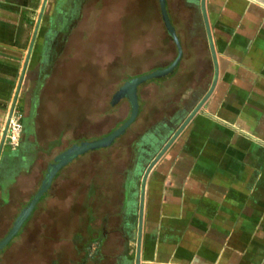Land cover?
I'll return each instance as SVG.
<instances>
[{
  "label": "crops",
  "instance_id": "1",
  "mask_svg": "<svg viewBox=\"0 0 264 264\" xmlns=\"http://www.w3.org/2000/svg\"><path fill=\"white\" fill-rule=\"evenodd\" d=\"M68 5L0 0V241L51 181L54 158L84 136L83 122H65L85 108L77 98L86 93L85 76L78 72H84L90 36L68 21ZM195 15L185 29L172 22L182 46L174 69L138 86V115L117 143L135 137L111 151L125 166L86 174L74 168L89 151L80 154L56 173L36 207L73 194L84 223L90 212L82 208L92 198L100 207L92 220L103 216L102 223L123 230L141 262L264 264V0H200ZM178 56L179 47L158 69ZM93 57L87 62L94 72L99 51ZM108 59L115 89L117 67ZM132 72L120 71V88ZM91 76L99 86L101 73ZM13 110L24 125L17 149L5 137ZM55 180L63 191L53 192ZM56 214H46L54 226L73 215Z\"/></svg>",
  "mask_w": 264,
  "mask_h": 264
},
{
  "label": "rangeland",
  "instance_id": "2",
  "mask_svg": "<svg viewBox=\"0 0 264 264\" xmlns=\"http://www.w3.org/2000/svg\"><path fill=\"white\" fill-rule=\"evenodd\" d=\"M167 1L173 14V20L179 27L181 25L180 28L185 29L183 27L185 23L195 21V10H200V0ZM65 2L69 4L68 12L66 11L68 21L79 25L80 29H85L86 35L90 36L85 46L83 45L85 47L84 72H78L79 76H85L83 83L86 93L77 96V98L82 97L85 108L83 111L72 112L73 115H70L65 122L68 126L73 125L75 121L78 124L83 122L84 136L79 138L82 143L107 136L116 128V125L118 128L123 126L124 120L130 117L132 109L129 98L123 97L116 100L114 96L121 89L119 77L123 70L132 69V79L162 70L164 68H158L168 65L176 58L178 47L173 37L166 31L160 0H65ZM183 32L185 35L189 34L186 30ZM78 34L83 35L84 31L79 30ZM98 51L99 66L95 63L93 72V64L88 63L87 60L90 56H94L96 60ZM109 56L112 61L111 66L113 67L116 63L117 67L118 86L115 89L109 87V82H113L114 79H109L108 75ZM96 66L99 68L97 69ZM98 72L101 73L99 86L97 79L94 80L91 76ZM125 75L130 77V71ZM147 81H152V79ZM121 137L122 135L115 143L119 142ZM121 140L124 143V137ZM117 145V147L108 145L105 147L110 146L109 148L100 147L86 151L88 153H84L85 155L74 168H78L80 172L84 170L87 174L92 173L93 169L95 173H99L104 168L109 172L110 168L124 167V160L111 158L113 157L111 151L125 149L124 146ZM96 151L103 153H90ZM49 171L51 181L47 182L46 186H42L39 193L31 198L29 204L26 203L25 209L21 208L23 211L10 229L6 243L0 248V264H77L82 256V264H93L95 261L89 259L102 253L112 256L108 264H117L121 252L124 254L122 258L126 261L125 264H135V251H130L127 247L124 231L114 230V223H102L103 216H100V219L97 218L95 222L92 220L93 211L100 210L92 198L85 199V205L82 208L85 211L89 209L90 212V215L87 213L84 215V223L77 214V193L74 208L73 194H69L65 199L60 196L54 201L51 200L45 209L40 210L36 207L37 203L47 198L50 183L55 178L54 170L51 168ZM57 182L54 181L53 192L63 191L64 184L60 185L61 182H59L58 186ZM70 193H75V191L70 190ZM49 210L53 215L58 213V216L64 214L69 216L71 212L73 215L69 216L67 225L57 223L54 226L53 223L48 222L52 217L46 215ZM71 219L74 221L70 223ZM117 238H119L122 251H119L118 245L116 246L118 248L115 247V243H118Z\"/></svg>",
  "mask_w": 264,
  "mask_h": 264
},
{
  "label": "water",
  "instance_id": "3",
  "mask_svg": "<svg viewBox=\"0 0 264 264\" xmlns=\"http://www.w3.org/2000/svg\"><path fill=\"white\" fill-rule=\"evenodd\" d=\"M160 3H161L162 15L164 18V22L167 26L168 32L174 38V40L176 41V43L178 44V47H179V56H178L177 60L172 65H170V66H168L162 70L155 71V72L147 74V75L135 77V78L131 79L127 83L126 86L122 87L116 93L115 99L118 100L124 96L129 97V99L132 102V108H133L131 117L123 124V126L117 128L116 130H114L113 132L108 134L107 136H105L101 139L93 140V141H85V142H82L80 144H74L73 146L68 148L66 151H64L61 154H59L58 156H56L55 162L51 164V168L54 170V174H56L64 165L69 163V161H71L73 158L77 157L78 155L85 153L86 151H88L90 149L108 146L118 136L123 134L126 131V129L129 127V125L136 119L138 112H139V101H138V94H137L138 86L142 82H144L148 79L157 78V77H161V76L168 74L178 64V62L182 56L181 42L179 40L176 28L174 27V25L171 21L170 14H169L168 8H167V0H160ZM203 5H204V0H203ZM204 9H205V7L203 6V11L205 13ZM153 165H154V162L149 166V169ZM144 188H145V182L142 185L143 191H144ZM7 239L8 238L6 237L0 242V248L6 243ZM140 263H141L140 252H138L135 264H140Z\"/></svg>",
  "mask_w": 264,
  "mask_h": 264
},
{
  "label": "built area",
  "instance_id": "4",
  "mask_svg": "<svg viewBox=\"0 0 264 264\" xmlns=\"http://www.w3.org/2000/svg\"><path fill=\"white\" fill-rule=\"evenodd\" d=\"M23 130H24V125L22 123V115L18 110H13L9 118L8 126L6 129V135H5L8 144L13 149H17L20 146ZM140 264H175V263L162 262V261H148V262H141Z\"/></svg>",
  "mask_w": 264,
  "mask_h": 264
},
{
  "label": "flooded vegetation",
  "instance_id": "5",
  "mask_svg": "<svg viewBox=\"0 0 264 264\" xmlns=\"http://www.w3.org/2000/svg\"><path fill=\"white\" fill-rule=\"evenodd\" d=\"M116 129V128H115ZM115 129H113V130H115ZM112 130V131H113ZM127 130V129H126ZM111 131V132H112ZM125 133V132H124ZM107 135V134H106ZM124 135V134H123ZM134 137L135 136H131V135H129L128 134V136H127V138H125L124 140V143H123V145L122 146H124V148L127 146V147H129L130 145H131V142L133 141V139H134ZM116 140H117V138L110 144V146L111 147H117L118 145V143L116 144L115 142H116ZM109 146V147H110ZM109 147H105V148H109ZM116 241L118 242L117 244L115 243V247L118 245V247H119V251H122L123 249L119 246V238H117L116 239ZM118 247H116V248H118ZM121 256L117 259V264H125L126 263V261H124L123 260V252H121V254H120ZM80 259V261H78L77 262V264H82V259H83V256H82V259L81 258H79ZM112 259V256L111 255H107V254H96L95 256H93L91 259H89V260H94L95 262L93 263V264H108V262L110 261Z\"/></svg>",
  "mask_w": 264,
  "mask_h": 264
},
{
  "label": "trees",
  "instance_id": "6",
  "mask_svg": "<svg viewBox=\"0 0 264 264\" xmlns=\"http://www.w3.org/2000/svg\"><path fill=\"white\" fill-rule=\"evenodd\" d=\"M167 8H168V11H169V13H170V17H171L172 22H174V21H173V15H172V13H171L169 7H168V1H167ZM58 172H59V171H58ZM58 172H57V173H58Z\"/></svg>",
  "mask_w": 264,
  "mask_h": 264
}]
</instances>
